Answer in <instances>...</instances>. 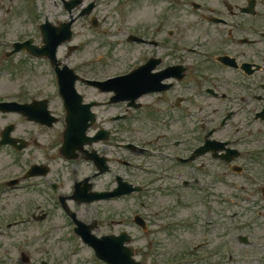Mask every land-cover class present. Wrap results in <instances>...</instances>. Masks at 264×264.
<instances>
[{
    "label": "flooded vegetation",
    "instance_id": "1",
    "mask_svg": "<svg viewBox=\"0 0 264 264\" xmlns=\"http://www.w3.org/2000/svg\"><path fill=\"white\" fill-rule=\"evenodd\" d=\"M181 1L194 9L179 16L206 19L214 27L213 35L189 38L187 35H176L172 29L156 32L154 27L147 30L145 27V34L137 33L144 37L143 40L137 38L131 44L137 47L129 68L102 77L78 68L85 77L97 80L131 70L134 72V88L118 94L122 99H127V96L132 98L112 102L114 93L78 80V89L84 101L91 104L95 119L87 127V144L77 151L75 159H67L60 153L66 129L62 100L59 103L63 107L60 113L64 116L61 118L58 115L60 120L55 125H42L25 115L0 111V115L13 114L24 121L20 135L17 134V126L13 131V136L18 137L21 140L18 143L24 147L20 152L23 165L27 169L34 165L43 167L36 171L35 177L23 182L31 180L36 183L35 192L41 197L44 194L51 198L62 194L70 197L73 189L81 184L84 192H114L124 181L144 185L143 178L150 177L152 182L144 186L142 192L121 194L110 201L81 204L68 200L88 211L90 207L102 209L87 221L96 219L98 229H105L101 235H120L123 232V228H117L123 227L124 213L116 208H102L108 202H122L128 197L144 194L150 201L177 198L175 208L182 207L186 203L189 174L190 180L199 181L205 167L211 166V171L219 176L221 163L251 164L252 156L247 150L264 146L261 143L264 142V48L257 46L264 44V0H254L256 8L259 2L262 4L261 13H256V10L249 12L253 0H233L235 4L227 0L223 7L216 4L214 8L198 12L194 11L201 6L193 0ZM7 13L10 14V8ZM252 17H258L261 23L253 25ZM33 43L43 45L41 30L39 38H34ZM67 48L69 53L77 49ZM40 59L46 60L51 67L47 58ZM62 61L74 64L70 57ZM141 82L148 86L141 88ZM16 91L20 94L14 99L23 103L45 98L44 94L38 93L40 90L31 89L26 84H20ZM54 101L49 98L51 111L55 108L52 105ZM60 123L62 126L58 127ZM5 127L0 129V139ZM4 147L15 150L9 144ZM201 148L212 150L198 154L197 150ZM152 149H155L154 153H151ZM59 159L67 165L63 169L52 168ZM146 159L150 164L142 162ZM77 161L91 164L92 173L78 178ZM107 164L109 168L103 172L101 167ZM189 166L192 167L190 171ZM69 173L74 174L72 191L65 193V179ZM50 177L53 178L50 180ZM25 192H29L28 189ZM45 214L47 219L49 213Z\"/></svg>",
    "mask_w": 264,
    "mask_h": 264
},
{
    "label": "rangeland",
    "instance_id": "2",
    "mask_svg": "<svg viewBox=\"0 0 264 264\" xmlns=\"http://www.w3.org/2000/svg\"><path fill=\"white\" fill-rule=\"evenodd\" d=\"M93 1L95 2V8L91 13L80 15L83 9L87 7L86 5ZM205 1L219 4L221 7H223L224 2H227V0ZM228 1L234 3L233 0ZM235 1L238 2V0ZM27 2L32 3L36 9L39 6H43V8L40 12L35 11L34 16H31L25 9ZM68 7H71V10ZM185 7L188 8L189 6L182 4L180 0H82L81 3L77 0H2L0 2V36H2L0 44L7 35L20 37L30 31L35 32V29L37 30L35 27V16L42 21L47 15L56 24L69 21L73 16L74 38L70 43L79 44L83 49L71 55V52L69 53L66 47L67 44H65L59 49L58 56L62 60L70 57L73 58V62H86L87 66H84L83 69L88 74L102 77L118 73L130 67L137 45H131L128 42V34L136 30L143 32L145 26L150 24H158L159 27L160 23H163L162 20L164 21L163 17L168 19L167 29H172L176 35L182 34L192 38L196 35L214 34L213 26L209 25L205 19L179 16L183 13H188L187 11L189 10L185 9ZM8 8H10V14L7 13ZM95 20L97 24H95ZM251 21L261 23L258 17H252ZM2 44L4 46L5 43ZM2 49L3 47H0V51ZM134 50L135 53H133ZM20 84H26L31 89H38L42 94L48 96L53 95L55 92L52 70L46 60L31 58L24 53H18L7 58L4 52H0V94L9 92L5 90L16 91ZM80 89L83 90V88ZM52 99L55 100L52 105L57 110L58 115L63 118L64 114L60 113L62 112L59 104L60 98L53 96ZM10 122H15L17 134L20 135L25 126L24 121L17 115H0V129ZM61 126L62 124L60 123L58 127ZM257 137L259 138V136ZM252 143L261 144L264 142ZM263 162L264 152L261 156V163ZM75 164L79 166L82 176L92 173V166L86 161H77ZM53 165L56 168L63 169V166L67 165V163L59 159ZM258 166L262 167V165ZM22 167V156L9 148L0 149V179L19 175L22 172ZM113 167H116V165H113ZM258 169L260 168L258 167ZM236 178L234 176L227 182H223L226 185L228 184L229 187L221 186L219 188V186H214L216 195L213 200L216 202V209H213V219L209 214H204V206L199 203L194 208L190 207V205H182V214L194 216L199 218V220L201 218V220L195 227L178 228L175 236L171 235L169 237L172 238L173 244H171L172 242H167L168 244L164 246L162 242L160 247L157 242V244L155 243V249L158 251L162 249L165 255L174 256L176 251L182 248L181 246H183L186 238L188 243H192L194 240L202 241L204 238L201 233L209 232L208 244H205L204 248L209 250L211 248L213 250L219 248V252L213 256L210 253L205 256L206 253H204L202 261L205 262H202V264H210V261H218V264H227L228 260H230L229 253H232V256L234 253L236 257L233 259L232 264H235L236 259L241 261L236 264H249L245 261V258L262 257L264 260V217L261 216L257 220L253 212L242 214L233 205L232 207L236 208L238 213L233 216L232 221L228 222V219L221 218V214H230L229 206L224 207L222 195L229 193L231 190L230 186ZM209 183V188L204 185L203 190L213 191L211 182L209 181ZM24 192L16 189L13 192L7 191L4 193L5 200H0V218H10L12 216L15 202L19 203L21 200L24 204H33L31 202L32 199L39 202L42 201V199L36 198L38 194L33 192V190L28 193ZM191 192L189 190V194H187L189 201L193 199ZM202 195L205 197L204 194ZM139 200H142V198ZM169 201L177 203L175 198ZM131 203L132 200L110 203L105 208L108 210L116 208L120 212L128 213L132 206ZM4 204L6 205L5 208L3 207ZM70 204L73 210H76L82 218H85V216L92 217L95 214V209H91L92 207L88 211L86 208L76 207L73 202H70ZM171 210H168L169 215L172 213L179 214V212ZM42 212L49 213V217L46 220H33L28 222L26 226L16 227L13 233L0 234V264H42L43 261L47 264H104L103 261L95 257L94 250L89 245L82 242L77 235L72 233V226L68 221L69 218H67L61 207L56 206L55 203L45 204L38 214L43 216ZM251 217H253L252 222L254 224L249 223ZM206 220L219 221V224L216 222L213 226L212 222V224L209 223L207 225ZM202 224L203 227L200 226ZM133 225L134 223L131 220L128 225L125 224L123 227L117 228V230L128 227L135 240L134 247L140 248L139 251L142 248L145 251L144 253H149L150 247L147 249L148 241L143 238V232L138 227L133 228ZM229 226L233 229L232 234L229 232ZM98 230L97 234L105 231L102 227ZM216 231H218L220 236L219 246L216 244ZM68 234L73 238L68 237ZM241 236L247 237L249 243H242L240 240ZM229 241L232 242L233 246L231 245V248L225 251V242ZM23 246L24 249L26 248L25 251L29 255L31 254V260L28 262H22L19 257V254L23 251L21 250ZM72 250L73 254L69 255ZM138 258L141 259V257Z\"/></svg>",
    "mask_w": 264,
    "mask_h": 264
},
{
    "label": "water",
    "instance_id": "3",
    "mask_svg": "<svg viewBox=\"0 0 264 264\" xmlns=\"http://www.w3.org/2000/svg\"><path fill=\"white\" fill-rule=\"evenodd\" d=\"M70 25H71V22H68V23H65L62 25V28H61V31L59 33H56V36L59 38V35L61 33V38H59V41L58 43L60 42H63L65 40H67V38H69L71 36V32H70ZM49 42L52 43V48L50 49L49 51V55L51 58H54L55 57V49H56V46H57V43H54L55 41H53V37H49L48 38ZM62 88L64 90V95L66 96L67 92L65 90L66 88V80H65V76H62ZM72 90V89H71ZM73 91V90H72ZM66 99L68 100L69 102V117H73V111L74 109L76 108L77 104L79 103V98L78 97H73V96H66ZM74 121L76 122V119L74 117ZM69 125H71L70 123V119H69ZM71 132V130H68V133Z\"/></svg>",
    "mask_w": 264,
    "mask_h": 264
}]
</instances>
